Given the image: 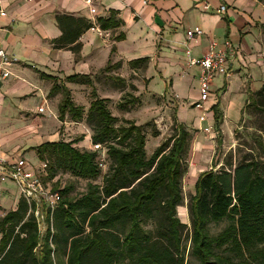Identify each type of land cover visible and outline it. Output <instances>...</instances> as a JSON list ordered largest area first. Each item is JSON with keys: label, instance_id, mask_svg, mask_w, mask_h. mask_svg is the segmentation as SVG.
Listing matches in <instances>:
<instances>
[{"label": "trees", "instance_id": "1", "mask_svg": "<svg viewBox=\"0 0 264 264\" xmlns=\"http://www.w3.org/2000/svg\"><path fill=\"white\" fill-rule=\"evenodd\" d=\"M56 22L63 34L52 41L54 48L69 49L79 59L80 37L94 24L61 12L56 13ZM98 24L102 29H110L119 27L121 21L112 15ZM121 39L122 34L116 38ZM148 61L139 59L130 65L135 69L147 65ZM120 66L121 63H109L100 73L112 72ZM67 81L94 84L89 76H70ZM126 87L125 80L116 78L115 89L123 91ZM135 87L132 86L134 90ZM64 89V98L68 100H62L59 106L62 120L66 114L82 120L83 109L70 102L71 93ZM60 90L56 81L51 94ZM127 95L129 99L120 103L123 110L139 101L137 96ZM93 96L85 122L94 132L92 143L101 144L107 150L109 161L112 160L103 189L91 184L75 200L62 194H68L70 188L61 190L62 201L54 215V233L49 230L44 236L40 235L35 217L28 215L29 207L21 198L17 209L0 220L3 231L0 264H53V254L60 250L61 243L62 249H67L68 264H87L93 254L105 264L121 255L130 257L135 264H185L182 241L187 225L181 222L178 208L184 204L182 183L187 171L184 160L192 137L190 131L175 120V133L148 157L145 126L128 119L117 125L119 119L112 114L109 99L100 98L95 92ZM246 113L255 119V129L250 133L252 140H243L238 146L240 149L229 154L226 161L229 169L206 171L198 176L196 193L188 207L193 224V254L200 264H243L215 253V247L224 246H230L242 256L247 252L250 256L264 257V246L258 250V245L264 244V88L250 99ZM154 136L159 133L154 132ZM218 144L221 149V136ZM37 149L40 159L50 153L59 167L79 177L94 179L100 174L98 154L91 149L80 150L64 141L47 142ZM46 170L50 171L49 165ZM156 204L161 207L163 227L154 240L143 227V216L151 215V207ZM224 220L230 221L229 226L218 236L210 237L206 225ZM118 225H128V232L123 240L114 236L112 246L104 232ZM85 227H88L87 233ZM56 228L60 232H55ZM62 230L68 234L63 235Z\"/></svg>", "mask_w": 264, "mask_h": 264}, {"label": "crops", "instance_id": "2", "mask_svg": "<svg viewBox=\"0 0 264 264\" xmlns=\"http://www.w3.org/2000/svg\"><path fill=\"white\" fill-rule=\"evenodd\" d=\"M94 1L97 26L112 15L121 25L110 29L99 26L104 36L97 29L85 30L78 59L69 49L54 48L52 41L63 34L56 22L57 12L93 23L85 0H4L9 17L0 25V41L19 61L10 66L14 77L0 82V157L25 158L35 165L39 146L59 142L48 135L46 117L39 113V108L59 93L51 94L55 82L69 89L81 88L90 95V85L69 82L67 78L89 76L94 86L109 63H121L112 71L114 81L121 77L127 82L137 76L134 85L138 96L175 97L183 104L178 112L180 123L189 115L202 129L210 128L212 134L215 126L222 142L224 136L242 128L244 118L250 117L246 113L248 102L264 88V0H206L205 4L200 0ZM221 6L227 7L226 13L218 12ZM195 28L203 33L189 39L188 31ZM121 34L123 39L116 40ZM213 41L218 48L225 42L233 47L227 61L230 74L214 79L205 104L207 118L200 121L203 110L195 107L186 114L185 105H195L200 99L201 68L190 66L189 61L206 54ZM139 59H148V64L132 68L131 62ZM88 111H83L82 120ZM253 126L248 127L249 131H254ZM89 143L85 140L83 146L91 149ZM20 199L13 182L0 183V210L10 206L15 207L8 212L16 210Z\"/></svg>", "mask_w": 264, "mask_h": 264}, {"label": "rangeland", "instance_id": "3", "mask_svg": "<svg viewBox=\"0 0 264 264\" xmlns=\"http://www.w3.org/2000/svg\"><path fill=\"white\" fill-rule=\"evenodd\" d=\"M98 76L99 77L96 81V84L94 86H90V95L88 92H83L81 88L77 89L76 87L72 86L70 87L72 89H69L66 87L71 93L69 97L70 102L74 105L80 106L84 113H87L90 108V102L94 98V92L100 98L109 99V108L112 114L119 119L117 125H121L124 119H128L134 121L137 125L145 126L144 131L146 134V152L148 157H150L165 139L169 138L175 133V127L177 126L176 124L178 122L180 123V119L178 118L179 108L183 104H181L172 95L170 98L165 96L142 98V96H138V88L135 87V90L132 88L137 76L130 77V79L127 81V87L123 91L116 90L114 88L115 81L112 78H115L116 76L113 77L114 75H112V72L105 74L100 73ZM119 78L121 79V77ZM57 84L61 90L59 93L51 97L49 104L47 105L48 107L45 106L47 110L43 114L48 122V135H50V137L52 136L51 139L56 137L59 141L71 142L80 150H86V147L83 146L85 144V140H89V142L92 143V136L94 132L85 122L86 117L84 120H76L73 119L71 115H68L65 120H62L59 113V105L62 100L65 101L68 100V98H64L63 91L65 89L63 84L59 81ZM122 87L123 86L121 84V88ZM129 93L137 96L139 101L131 106L130 109L123 110L120 107V103L126 102L129 99V97H127V94ZM185 108H187L186 114H190L191 110L195 108V105L189 103L185 105ZM194 112L196 113V110H194ZM55 114L58 116L57 118ZM175 120L177 123H175ZM184 120L186 122L181 121V124L186 126L192 137L189 144L188 154L184 160L185 168L187 170L182 183L184 204L178 208V216L181 222L187 225V228L184 230L182 241V250L185 258V264H200L198 258L193 254V224L188 210L190 201L196 193V177H198L201 172L205 171L217 172L222 169H229L228 165H226V161L229 159V154L234 152L236 148L240 149L238 146L244 143L243 140H252L253 135L250 133L253 131H249L248 127L251 126L253 120L255 121V119H251L249 117L244 118V121L241 124L242 128L237 129V133L223 137V146H221V149H218L219 144L217 140L219 134L215 126L214 133L212 134L202 129L198 121L194 118H189V115H185ZM76 121L80 122L81 124L76 123ZM72 122L75 123L73 124ZM154 132H158L159 136L155 137ZM82 136L87 137V139L83 138L82 141L77 143V141ZM245 152L247 153L249 151L246 150ZM242 154H244V152ZM257 157L259 159V155H257ZM30 159H32V157ZM33 161L36 167L39 166L38 161L48 163L50 168L49 172L46 169L42 171L40 167L42 174L41 178L44 179V182H46L48 186L54 188V190L61 192V190L63 191L66 188H70L68 194L62 193L64 197L68 198L69 200H75L81 197L88 191L89 185L91 184L100 186L102 190L105 185V178L110 173L112 166V160L109 161L108 159L107 167L101 169L100 174L96 178L86 179L77 176L71 171L66 170L64 167H59L54 158L51 157L50 153H45L44 159H40L38 155V157H36ZM46 173L47 175H45ZM14 207L15 206H10L4 210H0V220L8 212V210H13ZM162 218L163 215L161 213V207H159L158 204L152 205L151 215L143 216V227L149 234H151L154 240L159 237V233L163 227ZM229 224V220H224L218 223L209 222L206 225V231L210 237H216L221 234L229 226ZM56 231L60 232L58 228H56L55 232ZM87 232L88 227H85V233ZM127 232L128 225H118L114 229L104 232V236L113 246L112 239L114 236L123 240ZM62 233L65 235L66 233L68 234V231L62 230ZM2 236L3 231L0 226V243ZM62 246L63 243H61L60 250L53 254V264H68L67 249H62ZM263 246L264 244H259L258 250ZM115 250L120 251V249L117 248H115ZM214 251L217 255L228 257L235 263L243 262V264H264L263 255L256 254L255 256H250L249 253L244 252V256H242L241 254L234 252L230 246H224L222 248L215 247ZM85 263L105 264V262H101L94 254L91 255ZM108 264H135V262L132 261L130 257L121 255L119 258L115 259V261L113 260Z\"/></svg>", "mask_w": 264, "mask_h": 264}, {"label": "built area", "instance_id": "4", "mask_svg": "<svg viewBox=\"0 0 264 264\" xmlns=\"http://www.w3.org/2000/svg\"><path fill=\"white\" fill-rule=\"evenodd\" d=\"M29 2L35 0H27ZM204 4L206 0H200ZM88 7L90 19L94 23L92 29H97L100 36H104V31L97 26V7L94 0H85ZM227 11L226 6L219 8V13L224 14ZM9 17V13L4 6V0H0V25L2 21ZM12 22H15L13 19ZM203 31L200 28L188 31L189 39L195 35H201ZM230 53H233V47L229 42H225L222 48H218V44L213 41L210 44L209 51L199 59H190V66H199L200 74V99L195 103L197 109L203 110L204 114L200 117V121L206 120L205 104L209 101L211 95V85L217 76H228L230 74L227 61ZM187 54H190L187 51ZM18 58L10 53L3 43L0 41V82L6 81L13 76L10 66L18 63ZM47 104L39 108V113L46 112ZM48 107V106H47ZM206 132L210 128L205 129ZM92 151L98 154L97 161L99 168L107 167L108 153L101 144L92 143ZM44 171L48 168V164L41 162L38 167L29 163L25 158L17 160H9L0 157V183L8 181L13 182L19 189L21 198L29 207L28 215L32 214L38 224L41 236H44L49 230L54 233V215L62 201V194L58 190L50 186H46L43 182L41 169ZM44 175V174H43Z\"/></svg>", "mask_w": 264, "mask_h": 264}]
</instances>
